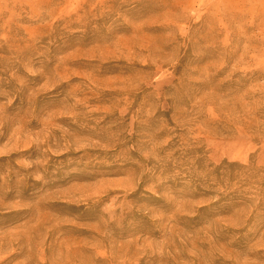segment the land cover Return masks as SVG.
Instances as JSON below:
<instances>
[{
  "label": "rangeland",
  "instance_id": "rangeland-1",
  "mask_svg": "<svg viewBox=\"0 0 264 264\" xmlns=\"http://www.w3.org/2000/svg\"><path fill=\"white\" fill-rule=\"evenodd\" d=\"M0 264H264V0H0Z\"/></svg>",
  "mask_w": 264,
  "mask_h": 264
}]
</instances>
